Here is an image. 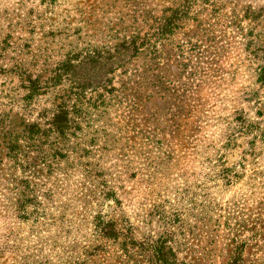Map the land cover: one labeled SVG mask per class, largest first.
I'll list each match as a JSON object with an SVG mask.
<instances>
[{"label": "rangeland", "instance_id": "1", "mask_svg": "<svg viewBox=\"0 0 264 264\" xmlns=\"http://www.w3.org/2000/svg\"><path fill=\"white\" fill-rule=\"evenodd\" d=\"M156 240L264 264V0H0V264H156Z\"/></svg>", "mask_w": 264, "mask_h": 264}, {"label": "trees", "instance_id": "2", "mask_svg": "<svg viewBox=\"0 0 264 264\" xmlns=\"http://www.w3.org/2000/svg\"><path fill=\"white\" fill-rule=\"evenodd\" d=\"M132 43V46H136V42L133 40L131 41ZM61 76V74H56L54 77H57V79H59ZM87 84H90L87 83ZM80 85H83L84 87V84H76V88H79V89H82V86ZM38 87L37 86V83L35 80H32L31 81V84L28 86V90H29V94L27 96V98H31L33 97L34 94H36L38 92ZM66 111H65V108L63 106H59L58 109L55 110L53 116H52V119L50 120V125L52 127V129L55 131V132H58V133H65L67 127H68V120H67V117H66ZM35 127V128H34ZM32 130L33 128L35 129V132H36V138H39L40 135L39 133L41 132L40 131V127L38 126V124H32L31 127H30ZM29 139V138H28ZM22 201H25V200H22ZM102 228V231L103 233L108 236V237H113L114 238L118 235V230L116 228V226L112 225V224H103L101 226ZM108 229H110V232H105L107 231ZM149 253H151L152 257H153V260L155 261L156 264H172V261L174 262V257L172 256V252L171 250L167 249V246H165V242L164 240L160 241L159 242L156 240L155 243L153 244H150V248L148 250Z\"/></svg>", "mask_w": 264, "mask_h": 264}]
</instances>
